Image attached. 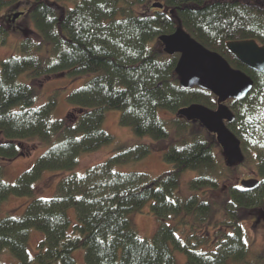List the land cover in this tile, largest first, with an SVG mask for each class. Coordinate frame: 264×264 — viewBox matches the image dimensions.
I'll return each mask as SVG.
<instances>
[{"label": "trees", "instance_id": "obj_1", "mask_svg": "<svg viewBox=\"0 0 264 264\" xmlns=\"http://www.w3.org/2000/svg\"><path fill=\"white\" fill-rule=\"evenodd\" d=\"M151 1L31 0L28 16L40 40L23 28L21 55L0 59V207L10 195L32 197L23 215L0 217V253L8 251L19 264H77L74 252L79 249L85 264H177L175 251L186 254L184 264H264V255L248 259L242 225L250 214L264 218V148L254 151L259 185L228 184L234 170L249 161L246 139L257 136L254 113L264 97V72L247 67L227 49L236 40L264 45V0L155 1L162 9ZM11 2L21 0H0V11ZM11 22L12 17L0 15V41ZM179 23L254 79L245 100L229 102L236 116L229 127L242 139L245 154L240 165L221 163L217 141L201 123L179 116L167 122L159 115L177 114L194 103L216 106L213 93L180 86L175 72L179 55L163 51L159 37L173 33ZM88 74L93 76L67 96L71 108L62 118L54 116L57 94L37 105L34 86L21 81L25 76L34 81ZM107 110H119L120 123L137 136L161 141L173 131L175 141L162 149L173 168L155 178L118 170L154 150L152 144H137L84 174L61 178L53 196H35L45 172L72 171L83 154L114 141L103 127ZM32 140L47 149L14 183L6 182L3 162L24 154L26 141ZM187 170L197 176L189 184L193 194L183 198L180 178ZM202 188L210 192L200 196ZM215 191L220 200L212 197ZM148 203L160 220L152 240L141 237L129 218ZM70 208L76 210L74 223ZM211 226L218 228L211 233ZM33 229L43 234L34 256L28 250Z\"/></svg>", "mask_w": 264, "mask_h": 264}, {"label": "rangeland", "instance_id": "obj_2", "mask_svg": "<svg viewBox=\"0 0 264 264\" xmlns=\"http://www.w3.org/2000/svg\"><path fill=\"white\" fill-rule=\"evenodd\" d=\"M12 1V0H11ZM157 0H152L150 4ZM9 3L5 8L0 11V15L3 17L11 18L16 12H24L22 16L18 18L23 28L32 30L34 33L29 35L35 41H39L38 33L33 20L28 16L29 5L31 0H21L19 4ZM72 6V4L70 3ZM186 30V29H185ZM187 31V30H186ZM24 32L22 30H12L9 28V34L6 36L5 41H0V59H6L11 56H19L20 45L24 41ZM36 33V34H35ZM25 76V75H24ZM93 74L84 75L81 77L72 76H55L52 75L49 78H39L34 81L28 79L27 76L21 77L22 82H30L36 90L37 105L44 104L52 95L57 94V107L54 112L56 118H62L66 115L67 111L71 108L67 101V96L75 89L82 86L87 80H89ZM217 102V101H216ZM230 101L227 102L228 105ZM217 107V104L215 108ZM255 121L258 124L257 136L249 141L251 148L249 150L250 157L246 166H239L234 170L232 175L235 174L233 180L228 184L240 186L238 180L249 178H260L257 174L258 162L255 157V150L264 148V97L260 98V104L256 107ZM163 119H174L178 114L162 111L159 113ZM181 117V116H179ZM121 112L119 110H107L106 118L104 122V129L114 136V141L111 144L104 145L100 149L85 153L82 155L79 163L75 166L74 170L67 171H47L44 173L40 181L37 183V194L35 196L51 197L55 194L56 186L59 180L71 173L84 174L85 171L94 165L104 162L110 156L118 153L121 150L128 149L137 144H152L154 150L148 154L145 158L137 161H132L128 164L120 165L118 170L124 172H145L151 177L155 178L159 175L171 170L173 168L171 163L165 161L162 153V149L170 145L175 141L174 132L172 131L171 137L168 140L154 141L150 136H137L129 126H124L120 123ZM183 118V117H181ZM185 119V118H184ZM167 122L169 120H166ZM198 121H195V124ZM242 140V139H241ZM29 144L24 145V154L11 161L3 162L4 166V180L8 183H14L17 178L25 170H27L34 161L47 149L46 145H41L37 140L26 141ZM37 145V148L32 149L33 143ZM218 144V143H217ZM217 153L221 163H225V156L222 153V148L217 145ZM227 166V165H226ZM197 176V173L192 170L184 171L180 178L179 193L183 198L189 197L193 194L190 189V181ZM224 183V182H220ZM221 184V186H222ZM208 188H202L198 190L199 195L203 196L207 194ZM213 198L220 200L222 196L219 192L215 191L212 195ZM32 200L29 196H15L10 195L8 199L2 203L0 207V217L6 216H21L24 214L28 203ZM215 200V201H217ZM149 203L141 212H132L129 214V218L136 227L140 236L149 240H152L160 227V220L151 214L148 210ZM69 216L74 223L76 221V210L70 208L68 210ZM257 214H250L245 216L242 221L243 228L245 230L246 241L249 247L248 259L256 260L260 255H264V219L257 216ZM173 224V221H171ZM170 222V224H171ZM185 226H183L184 229ZM216 226L209 227L211 233L216 230ZM43 234L35 229L31 230V236L28 244V250L32 256H34L38 250V244L42 240ZM177 264H184L187 260L185 253L175 251ZM74 257L77 264H85L84 250L79 249L74 252ZM0 264H19L8 251H2L0 253Z\"/></svg>", "mask_w": 264, "mask_h": 264}, {"label": "water", "instance_id": "obj_3", "mask_svg": "<svg viewBox=\"0 0 264 264\" xmlns=\"http://www.w3.org/2000/svg\"><path fill=\"white\" fill-rule=\"evenodd\" d=\"M153 7L162 9L164 5L155 2ZM23 14L22 11L14 13L12 22ZM159 41L166 54L179 55L175 72L183 89L198 87L213 93L217 98L216 108L194 103L181 108L177 114L189 122L198 121L214 135L228 167L242 164L245 154L241 139L229 127L236 116L227 102L245 100L254 88V79L241 69L234 68L220 53L206 48L181 23L173 33L161 35ZM227 49L247 67L264 72V45L256 40L229 41ZM238 182L244 189H252L259 185L260 180L249 178Z\"/></svg>", "mask_w": 264, "mask_h": 264}, {"label": "flooded vegetation", "instance_id": "obj_4", "mask_svg": "<svg viewBox=\"0 0 264 264\" xmlns=\"http://www.w3.org/2000/svg\"><path fill=\"white\" fill-rule=\"evenodd\" d=\"M10 28L12 30H22L23 29V26H22V24L20 22H18V19H17L15 22H11L10 23Z\"/></svg>", "mask_w": 264, "mask_h": 264}]
</instances>
